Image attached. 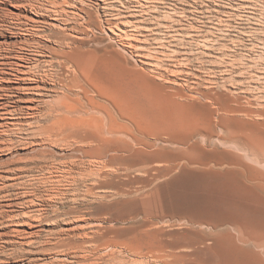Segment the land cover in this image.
<instances>
[{
	"label": "bare ground",
	"instance_id": "6f19581e",
	"mask_svg": "<svg viewBox=\"0 0 264 264\" xmlns=\"http://www.w3.org/2000/svg\"><path fill=\"white\" fill-rule=\"evenodd\" d=\"M15 1L20 2V0ZM246 2L248 1L246 0ZM101 4L99 9L102 12H100L102 15H106L109 12L106 1L103 0ZM254 7L258 8L257 13L253 14L255 20L252 21L253 19L250 17L246 19L249 24L252 21V25L250 31L245 30L247 33L244 31V34H248V37L259 36L260 38L253 44L250 43L251 39L249 49L244 50L238 56L211 55L212 61H216L219 65L216 67L213 65L214 68H212L217 72L218 77L206 82L205 88H202L199 83H194L193 88L189 85L190 83L167 77L163 72H156L152 75L151 73L154 71L151 66L159 63V60L151 57L150 54L147 57L149 56L151 59L148 57V61L142 60L143 67L133 70L128 68L126 63L124 64L127 66H124L122 62V66H124L122 67L121 64H117L114 58L111 59L110 56L108 58L106 54L110 51L107 48L104 51L92 49L95 46L92 48L91 46L98 39H90L87 30L99 29V25L83 9L79 10L84 14L80 16L82 17L81 27L85 25L86 29H81L80 26L68 29L66 24L61 22L57 25L56 23L52 24L53 33L47 35V30L38 28L42 24L35 25L39 23L35 20L33 22L35 24L32 26L37 30V33H34L40 35V38H50L52 41L47 39H45L46 41L34 40V42L20 41L21 46L18 47L29 51V53L17 54L21 63L11 64L20 74H14L17 82L14 86L16 87L0 89V92L11 93V96L6 98L0 94V120H5V122H0V134L17 128L21 115L29 116L31 120L36 114L41 115L45 110L42 119L48 120L49 123L46 126L42 125L41 134L45 135L54 147L65 145L68 149L70 148L69 151L73 154L69 164L63 163L61 167H58L62 172L61 176L66 178L72 170L79 168L81 173L83 171L85 179L91 181L93 185L94 183L107 182L113 178L115 181L122 177L126 183H130L142 174L145 176H151L153 173L159 175L158 173L162 171L159 170V167H145L138 170H133L132 167L136 164H147L152 157L165 148L160 145L169 144L176 150H183L184 153L194 151V167L201 168L202 179L209 183V190L206 189L209 191V195L201 211V218L197 216L200 214L196 213V210L194 212V264H264V0H260L259 4H255ZM31 8L34 9L33 5ZM42 13L40 14L42 15ZM12 16L15 26L18 27L19 23H22V15L12 14ZM112 16L107 17L104 21L109 39L113 43H118L122 51L129 53V48L133 45L131 42L136 36L135 33L137 34L135 28L136 25L138 27L136 24L138 16L135 17L132 14L119 15L120 17ZM24 18L26 19V17ZM244 18L243 20H245ZM9 33L12 32L9 31ZM34 33L30 34L34 35ZM121 42L127 45L124 46ZM6 43V46L11 47L9 42ZM26 43L29 45L28 49L24 47ZM1 45L3 44L0 42V47ZM134 47H136L135 50L141 48L139 45ZM207 50V55H209V48ZM115 51L112 52L113 56ZM202 53L204 52L202 51ZM17 57L14 58L17 59ZM115 57H117L116 53ZM118 59L120 60V58ZM125 61L127 62V60ZM128 62L130 63V61ZM136 62L141 66L139 58ZM4 63L6 62L4 61ZM133 64L135 65L134 62ZM214 74L212 73V76ZM17 85L20 87L18 88ZM14 90L23 91L29 95L27 99L30 100H27L28 104L25 107L19 109L18 105L10 104L12 101L9 102V99L15 95L13 94ZM37 104H43L44 108L42 107L41 110ZM120 161L125 166L121 164L123 167H118L117 164ZM57 164L60 165V163ZM66 179L63 180L66 181ZM23 195L26 193L24 192ZM93 195L94 203L105 196L98 192ZM91 203L93 204V202ZM32 210H29L28 214L35 213L31 212ZM25 211L23 215L26 216ZM13 218L16 217H11V219ZM82 220L85 224L89 222L87 218ZM19 223L20 221L16 222V224ZM96 223L94 225L98 228ZM24 225L27 230L32 227L28 221H25ZM77 228L80 226L76 227V230ZM104 228L100 227L101 230L106 231ZM97 234H99L98 229L92 233L94 241L101 237L97 238ZM112 240L110 243L105 242L108 245H103L108 246L105 247L107 250L110 251L108 248L114 247L124 254L123 249H126L132 252L140 262H144L148 258L147 254L143 253L144 245L140 244L139 246L131 243L132 245L127 247L112 242ZM75 242L77 241L75 240ZM87 242L89 246L92 244L91 241ZM87 242L81 243L78 247L82 254H89L93 257L102 250V246H99L96 241L95 244L98 246L93 244L91 246L94 247L89 250L84 245ZM72 244L75 243L72 242ZM67 250H64L65 253ZM96 259L99 258L94 260L92 258L93 261ZM102 259L100 258V260ZM155 259L161 261L162 256H156ZM82 260L80 259V261ZM92 260L89 258L86 262L88 264H99L100 262H92ZM107 261L109 263V260ZM116 263L119 264L117 261Z\"/></svg>",
	"mask_w": 264,
	"mask_h": 264
},
{
	"label": "rangeland",
	"instance_id": "374dc122",
	"mask_svg": "<svg viewBox=\"0 0 264 264\" xmlns=\"http://www.w3.org/2000/svg\"><path fill=\"white\" fill-rule=\"evenodd\" d=\"M102 1L20 0L18 2L0 0V42L3 44L0 47V58H3L0 59V63L3 62L0 64V89L16 87L14 86L17 83L15 75L20 74L11 64H19L17 54L29 53V51L19 48L21 46L20 41H46L47 38L42 37V39L40 35L35 34L37 30L32 26L35 24L33 23L35 20L39 21L35 25L40 26L42 24L38 28H44L47 30V35H51L54 30L52 24L55 23L57 25L64 22L68 29L74 26L81 27L82 17L80 16L84 14L79 10L82 9L89 13L92 20L94 19L93 21L98 22L99 25V29H94L95 31L93 28L87 30L90 39L100 40L91 46V48L95 46L92 49L104 51L107 48L110 51L106 54L108 58H114L117 64H121V66L123 62L124 66L128 65V68L133 70L143 67L144 62L142 60L151 59L149 56V59L147 57L150 54L151 57L159 60V63L151 66L153 67L152 71H154L151 73L152 75L156 72H163L167 77L190 83L189 85L193 88L194 83H199L202 88H205L206 82L218 77L217 72L212 68L219 65L216 61H212V56L218 54L238 56L260 38L259 36L248 37V34H244L245 30L250 31L252 21L255 20L253 14L255 15L258 9L254 6L259 4L260 0L253 2L252 0H247L248 2L246 0H105L110 9L107 8L110 13L107 12L106 15H113L112 17H120L126 14H132L135 17L140 16L136 19V24L140 28L138 29L136 25L135 32L137 34L135 33L136 36L131 43L133 44L132 47L139 45L141 48L137 51L135 50L136 47L130 46L128 53L122 51L118 43L110 41L104 23L109 16L102 15V11L99 9L102 6ZM31 5L38 10L31 8ZM53 13L57 14L54 15ZM12 14L22 15V23H19V28L13 22L15 20L12 19ZM248 14L249 16H246ZM249 17L253 19L250 24L248 20L246 21ZM100 27L102 28L100 29ZM81 29H86L85 25H82ZM9 31L12 33L10 34ZM30 33H34V35ZM47 40L52 41L50 38ZM6 42H9L11 47L6 46ZM26 44L24 47L28 49L29 45ZM205 47L206 49H204ZM208 48L209 55H207ZM112 50L119 51L120 56L116 51L113 56ZM115 53L117 57H115ZM14 57H17L18 60ZM138 58L141 66L136 62ZM212 73L215 74L212 76ZM9 80L15 82L12 83ZM40 85L43 84L40 83ZM17 86L20 87V85ZM14 92L15 95L9 99V102L12 101L10 104L18 105L19 109L25 107L28 104L27 100H30L27 99L29 95L23 91L14 90ZM0 94L5 98L11 96L10 92L5 91H1ZM37 106H40L41 110L44 108L43 104H37ZM44 112L45 110L41 115L36 114L31 120L29 116L21 115L18 129H11L9 132L5 131L6 133L0 134V264H88L86 260L89 258L94 260L97 257L99 259L92 260V262L100 261L99 264H117L116 261L119 264H145L146 262L148 264H194V212L196 210V213L200 214L197 216L201 218V211L209 195L208 181L202 179L201 168L194 167V151L184 153L183 150H176L169 144L160 145L165 148L157 154L158 156L152 157L147 164H136L132 168L138 170L145 167H159L162 173H158L159 175L153 173L154 175L151 176L142 174L130 183H126L122 177H116L118 180L115 179L114 181L113 178L107 181L108 183H94V186L91 181L85 179L83 171L81 173L79 168H75L68 175L66 174L67 179L62 175L63 179H66L64 181L61 180L62 172L59 171L58 167H61L63 163L71 162L73 154L70 153V148L68 149L65 145L54 147L45 135L41 134L42 125L46 126L49 123L48 120L42 119ZM0 122H5V120H0ZM169 150L171 151L169 152ZM159 158L160 160H158ZM158 161L159 163H156ZM121 164H123L122 161L117 166L123 167L124 164ZM156 164H160V166H155ZM24 192L26 195H23ZM93 192L105 196L94 203ZM88 201L93 202V204ZM31 209H33L31 212H35L32 215L28 214ZM24 210H26V216L23 215ZM8 214L17 219H11L7 216ZM39 214H41L40 217ZM85 218L89 221L88 224L82 220ZM17 221L20 223L16 224ZM25 221L32 224L31 229L24 228ZM95 223L98 228L94 225ZM100 225L102 228L105 227L106 231L101 230ZM78 226L81 229L77 228L76 230ZM74 228L75 230H73ZM97 229L100 234H97V238L101 237L95 241L99 246H102L99 253L108 258H103L104 256L99 253L93 257L89 254H82L81 249L78 248L81 243L87 241H91V245L95 244L92 233L96 232ZM84 236H87L88 239ZM70 238L71 240H69ZM111 240L127 247L132 244L144 245L143 253L147 254L148 258H145L144 262H140L137 257L133 256L132 252L126 249H123L125 255L114 247L108 248L109 251L105 248L108 246L103 245H108L105 242L110 243ZM71 241L75 244H72ZM58 243L60 244L58 245ZM71 245L75 247L73 248ZM84 245L90 250L97 244L90 245V247L87 242ZM104 249L106 250L104 251ZM64 250H67L66 253ZM74 251L78 253L76 254ZM102 251L106 253L103 254ZM76 255H78L77 258ZM116 255L117 258L115 259ZM84 256H86L85 260ZM156 256H162V260L157 261ZM100 258L105 260L102 259V261Z\"/></svg>",
	"mask_w": 264,
	"mask_h": 264
}]
</instances>
